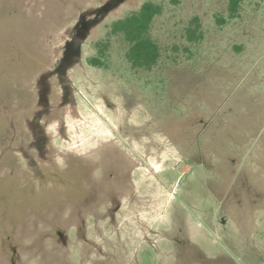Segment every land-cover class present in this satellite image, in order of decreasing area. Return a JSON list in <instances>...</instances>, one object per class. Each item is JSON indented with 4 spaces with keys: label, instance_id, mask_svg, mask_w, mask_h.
<instances>
[{
    "label": "rangeland",
    "instance_id": "rangeland-1",
    "mask_svg": "<svg viewBox=\"0 0 264 264\" xmlns=\"http://www.w3.org/2000/svg\"><path fill=\"white\" fill-rule=\"evenodd\" d=\"M145 1L164 7L152 70L134 69L111 33ZM103 2L0 0V264H264V0H243L234 18L229 0L122 4L71 72L85 112L44 123L41 155L27 121L37 78L82 10ZM104 42V65L90 64ZM182 120V143L204 145L198 158L140 166L134 139L163 146L158 129L178 138Z\"/></svg>",
    "mask_w": 264,
    "mask_h": 264
},
{
    "label": "flooded vegetation",
    "instance_id": "flooded-vegetation-1",
    "mask_svg": "<svg viewBox=\"0 0 264 264\" xmlns=\"http://www.w3.org/2000/svg\"><path fill=\"white\" fill-rule=\"evenodd\" d=\"M81 13L75 23L70 26V35L55 51L56 57L52 64L37 78L38 104L33 114L34 119L27 121L29 124L36 121L33 143L36 144L41 155L47 150L50 141L46 135L44 123H51L58 111L70 108L73 110L78 107L77 89L71 72L81 65L82 46L91 35L90 25L80 20ZM54 91L60 93L58 100L53 96Z\"/></svg>",
    "mask_w": 264,
    "mask_h": 264
},
{
    "label": "trees",
    "instance_id": "trees-1",
    "mask_svg": "<svg viewBox=\"0 0 264 264\" xmlns=\"http://www.w3.org/2000/svg\"><path fill=\"white\" fill-rule=\"evenodd\" d=\"M135 0H104L101 5L86 6L81 13L80 20L86 21L90 25V34L103 20L119 9L122 4ZM243 0H229L230 17L238 16L239 8ZM164 7L162 4L153 1H145L138 10L132 11L123 18H119L112 23L111 33L122 34L129 44L127 58L134 69L144 68L152 70L161 57L160 45L151 37L150 29L154 19L162 14ZM190 36L200 38L201 34L196 31ZM103 44V45H102ZM108 43H100L98 56L89 59L90 64L103 66L102 57Z\"/></svg>",
    "mask_w": 264,
    "mask_h": 264
},
{
    "label": "crops",
    "instance_id": "crops-1",
    "mask_svg": "<svg viewBox=\"0 0 264 264\" xmlns=\"http://www.w3.org/2000/svg\"><path fill=\"white\" fill-rule=\"evenodd\" d=\"M83 59H81V65L84 64V62L82 61ZM80 110H84V107L82 106V104L78 101V107ZM182 115H184V112H182ZM179 123V121H175V125ZM182 123V124H181ZM194 123L195 122H191V125L194 127ZM181 126V132L179 131V133L177 132V137L173 136L172 133V125L170 126V128H165L162 129L160 127V129H158L161 133V135L163 136V138L167 141L168 144H166V142H162V145H158L157 148H144L143 146L140 145V142L136 141L134 139L133 143V153L138 157V160L140 162V166H144L145 168H148L151 172H156L160 166L162 165L165 157L170 154L172 156H176V157H181L184 156L185 159L188 157V159H186V161H190V157H195L198 158L197 155H199V153H197L200 148H204V145L200 144L199 141V137H195L194 139L192 138L191 142H186V145L184 143H182L184 140H188V137L186 135H184V129H185V123H183V120L180 122ZM178 128V127H177ZM164 131V132H163ZM215 135H214V139H215ZM142 140V138H140ZM143 141V140H142ZM155 141V140H154ZM130 142V143H131ZM165 144V145H164ZM185 149H187V151H184ZM187 155V157H186ZM190 157H189V156ZM193 161V160H191ZM187 164L189 165V162H187Z\"/></svg>",
    "mask_w": 264,
    "mask_h": 264
}]
</instances>
